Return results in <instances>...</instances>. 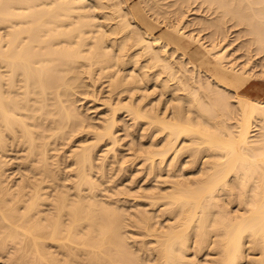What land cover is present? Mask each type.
Instances as JSON below:
<instances>
[{"label": "bare ground", "instance_id": "6f19581e", "mask_svg": "<svg viewBox=\"0 0 264 264\" xmlns=\"http://www.w3.org/2000/svg\"><path fill=\"white\" fill-rule=\"evenodd\" d=\"M163 1L0 0V264H264V97L246 91L264 79V0H176L169 22ZM190 1L216 14L195 23L209 44L183 31ZM140 9L204 53L156 35ZM228 21L260 63H239L223 44ZM100 81L104 102L88 94ZM85 93L106 106L98 124L79 103ZM122 93L129 100L115 101ZM124 111L127 136L148 132L141 161L156 181L134 192L109 185L110 162L131 160L117 155ZM79 134L90 140L68 150L65 182L56 146ZM12 147L24 151L19 181Z\"/></svg>", "mask_w": 264, "mask_h": 264}, {"label": "rangeland", "instance_id": "374dc122", "mask_svg": "<svg viewBox=\"0 0 264 264\" xmlns=\"http://www.w3.org/2000/svg\"><path fill=\"white\" fill-rule=\"evenodd\" d=\"M137 1H139V0H131V5H133L134 3H136ZM162 1V0H161ZM169 1V2H168ZM176 0H164L163 1V3H167V4H165V6H166V8L167 9H169V10H167V11H169L167 14H166V16H163V17H161V19H163L164 18V20H167V22H169V21H171V18H172V20L173 21H176V14L175 13H173V10L178 6L177 4H174V2H175ZM193 1H190V2H186L187 3V7H188V10L190 9L191 10V12L192 13H190L189 11V16H188V18H187V20H186V23L184 24V28H183V31H187V34L188 33H190L192 30H193V32H191V33H194V34H197V35H199V30H200V35L201 36H203L204 37V41H206L207 43L206 44H209V43H211V40H210V37H209V32L208 31H210L209 29H207L206 31L205 30H201L200 29V25L198 26V24H195L196 22H198V20L200 19V18H203V19H207V17H209V19H211V18H213V16L215 17V15L216 14H214V13H212V11H209V9L206 7V6H204V9H205V13H204V11H203V8H201V7H199L200 5L197 3V2H194V6L197 8H194V6H193V3H192ZM186 3H184L183 4V9L184 10H186L187 9V7L185 8V4ZM190 3V4H189ZM169 4H173V6L171 5L170 7H167ZM192 4V5H191ZM191 6L193 7L192 9H191ZM199 7V9L201 10V14H200V12H198L199 11V9H198V7ZM203 7V6H202ZM171 8H172V10H171ZM195 9L197 10V12H195ZM141 10V13H142V17H143V20L140 18V15H139V18H140V20L142 21V23L144 24V23H148V15H146L145 13H144V11L142 10V9H140ZM172 11V14H171V11ZM194 11V12H193ZM208 11V12H207ZM212 13V16H211V14L210 13ZM194 13H196V14H194ZM199 14L201 15V16H199ZM170 15V16H169ZM172 15H174V17L172 16ZM193 15V16H192ZM207 17H206V16ZM146 16H147V18H146ZM199 16V17H198ZM165 17H167V18H165ZM174 18V19H173ZM190 18V19H189ZM197 18H198V20H197ZM146 19H147V21H146ZM189 20V21H188ZM193 20V22H191ZM134 21V20H133ZM229 22L230 23H232L231 21H228L227 22V25H228V27L230 26V24H229ZM188 24H189V26H188ZM145 25V24H144ZM191 25V26H190ZM193 25H194V27H193ZM156 26H158L155 30H154V33L156 34V35H158V34H160L161 32H163V31H165V30H168L169 28L167 27V25L166 24H162V23H159V22H156ZM191 27V28H190ZM193 27V28H192ZM199 27V28H198ZM232 27V26H231ZM231 27H229L228 29H229V35H228V37L231 35V33H230V31L232 30H230V28ZM240 26H238V28H239ZM195 28V29H194ZM236 28H237V26H236ZM235 27H234V30H232L231 32H232V36H230V38H228L227 37V39H228V41L227 42H225V41H223V44L224 45H226V43H227V46L228 47H230V46H232L231 48H229V51H230V49H232L230 52L231 53H233L234 54V56L238 59V61H239V63H244L243 61H247V60H250L251 61V63H252V61H253V59L255 58V61H253V63H255L256 62V58H257V63H260L261 61V58H262V53L264 54V52H262V53H258L256 50H255V48H254V46H250V47H246L245 46V41H243V40H245L246 38H247V36L244 34V32H242L241 33V28H240V30L238 29V31H237V29H236ZM194 30H195V32H194ZM236 31V32H235ZM206 32H207V34H208V36H206L207 34H206ZM235 32V33H234ZM241 33V34H240ZM179 33L177 32V34H175V33H173L172 31H168L167 32V36L170 38V36H176L177 37V39L178 40H180V38L179 37H182V36H180V35H178ZM245 36V38H244V36ZM179 36V37H178ZM236 36V37H235ZM239 36H242V38L241 37H239ZM205 37H206V40H205ZM232 37L234 38L233 40L234 41H231L232 40ZM209 38V39H208ZM237 38H239V40L237 39ZM184 39V38H183ZM226 39V40H227ZM209 40H210V42H209ZM232 42V44H231V42ZM225 42V43H224ZM230 44H229V43ZM244 42V43H243ZM237 43H239V45L237 44ZM241 43V44H240ZM241 45L243 46V47H241ZM234 47H236V48H238L237 50L239 51V52H237V50H236V48H234ZM191 50H193L194 48H198V50H199V52L197 53V56L195 57V59H197L201 54H203L204 53V49H202V45H201V47H200V44L198 43V42H196V43H194V45L192 44L191 45ZM251 48V49H250ZM253 48V49H252ZM235 50H236V52H237V54L239 55L238 57H237V54H235ZM241 50H242V52H241ZM252 51V53H250ZM241 52V53H240ZM257 52V53H256ZM190 53V52H189ZM191 55H195V52H194V50L190 53ZM248 54H249V56H248ZM253 54H255V55H253ZM245 55V56H244ZM260 55V56H259ZM252 56V58H249V57H251ZM256 56V57H255ZM258 56V57H257ZM246 60H245V59ZM263 58H264V56H263ZM262 58V61L264 60ZM243 59V60H242ZM242 61V62H241ZM264 62V61H263ZM260 67L258 66V69H259ZM104 81H100V83L98 84H96V88L94 87V88H92L93 86H91V87H89V88H91L92 89V91H90L89 90V92H88V94H91L92 95V92H94L93 90H95L96 92H97V96H99V99H101V100H99V101H105V99H108V97H109V95H110V88H109V84H108V82L107 81H105V83H103ZM151 82V84L149 85L148 84V87L150 86V88H147V90H145V92H147V93H151V94H153L152 95V97H150L151 96V94L149 95V99H154V97H156V95H159V89L158 88H155L154 86H153V84L152 83H154V81H150ZM261 82H263L264 83V79H260V80H253V81H251L249 84H248V86L250 85V84H252V83H254V84H260ZM107 84H108V86H107ZM152 85V86H151ZM248 86H247V88H246V91H247V93L248 94H250V95H252V96H255V95H253V94H251V93H249L248 92ZM98 87V88H97ZM101 87H103V89H101ZM88 88V89H89ZM152 88H155L154 90L152 89ZM87 89V90H88ZM98 89V90H97ZM106 89V90H105ZM151 89V90H150ZM105 90V91H104ZM150 90V91H149ZM100 93V94H99ZM155 93V94H154ZM142 94V92H139V95H137L138 97L140 96ZM86 95V93L85 94H83V95H80L79 96V98H81V100H80V102L79 103H82L81 104V107L83 106V108L84 109H87V110H85L84 112H87V116H89V118H88V121H92V123H95V124H98V122H100V120L102 119V117H104L107 113L106 112H108L107 111V109H106V106L103 104V102H99L98 100L96 101V100H94L92 97L93 96H89V95H87V97L85 96ZM122 95V96H121ZM127 95V94H126ZM124 93H122V94H120V95H117V94H115L114 95V99H115V101H118L120 98H122L124 101H128L129 100V97L128 96H126ZM82 96V97H81ZM84 96V97H83ZM124 97V98H123ZM158 98L160 97V95L159 96H157ZM157 97L155 98V99H157ZM165 97H167V96H165ZM255 97H258V98H262V97H259V96H255ZM85 98V99H84ZM90 98H92V99H90ZM127 98V99H126ZM83 99V100H82ZM87 99H89V100H87ZM140 98H138V100H139ZM149 99H147V100H149ZM262 99H264V98H262ZM85 100V101H84ZM147 100H146V102H147ZM94 101H96L95 103H94ZM93 102V103H92ZM89 103V104H88ZM91 104H92V106H91ZM100 104V105H99ZM99 105V106H98ZM98 106V107H97ZM99 107H102V108H99ZM97 108V109H96ZM84 109H82V110H84ZM94 109H95V112H94ZM98 113V114H97ZM126 113V114H125ZM89 114V115H88ZM120 115V118L122 119L121 120V125L123 126H120V128H119V130L120 129H122V130H120V131H118V134L120 135V137H121V141H120V144L121 143H123V146H122V144L121 145H119L120 147H118V149L119 150H117L118 151V153H117V155L118 154H120L119 155V158L121 157V161L122 160H127L128 158H131V160L129 161V159H128V161H125L126 163H127V166H126V164H125V162H121V164L120 165H125V169L123 170V169H121L120 170V168H119V164H117V163H113V162H110V164H109V166H108V168H109V170H108V172L110 173H108V176H110V178H111V183L109 182V185L111 186H117V187H119V188H132L131 189V191L132 192H134V191H138V190H141V188L143 189L144 187L145 188H148V186L147 185H149V187L151 188V187H153L154 186V184H156V181H155V177H154V175L152 174V173H150L149 172V168L147 169L148 170V172H147V170H146V166L144 165V164H142V161L141 160H143V158H142V156H141V154L143 153L142 151L143 150H148V149H150L149 147H150V138L148 139V132H146V131H143V129L142 128H140V125H139V130H138V128L136 127V129H135V127H134V129L132 130V128H131V130L132 131H134V132H136V133H134L133 135L134 136H136V137H133L132 135L130 136H127L128 135V133H127V130L124 128V125L125 124H127V122H128V124H129V122H131L132 120H130L129 118H130V116L128 115V113L127 112H122L121 114H119ZM124 115V116H123ZM128 115V116H127ZM100 116V117H99ZM91 117V118H90ZM95 117V118H94ZM98 117V118H97ZM125 117V118H124ZM99 119V120H98ZM93 120H94V122H93ZM96 120H98V121H96ZM128 120V121H127ZM125 121H127L126 123H125ZM89 122V123H90ZM141 130V131H140ZM124 131H126V132H124ZM138 132V133H137ZM144 132V133H143ZM145 134V135H144ZM83 136H84V138H83ZM83 136H81V134H79V136H77L76 137V139L75 140H72V142L69 144V143H67L66 145L65 144H62L61 142H59V143H61V145L58 143V145L56 146L57 148H59V149H57V150H59V151H57V154H59V153H63L64 152V154H62L61 156H60V161H61V169H62V174H61V178L65 181V182H68V180H66V175L68 174V170H69V173H71V170H72V164L70 165V163H71V158H70V153H71V150H72V148H75L76 146H78V144H80L81 142H83V141H86V139L88 140L89 138L88 137H90L89 136V134L88 135H86V134H83ZM123 136H124V138H123ZM142 137V138H141ZM143 137H144V139H143ZM127 138V139H126ZM139 138V139H138ZM148 139V140H146V139ZM78 139V140H77ZM77 140V141H76ZM90 140V139H89ZM123 140V141H122ZM124 140H125V143H124ZM76 141V142H75ZM147 141V142H146ZM131 143L133 144V146H134V148H133V146L131 145ZM71 144H73L72 146H71ZM125 144V145H124ZM74 145H75V147H74ZM137 145V146H136ZM67 146V147H66ZM131 146V147H130ZM147 146H148V149H147ZM60 147L62 148L63 147V149H60ZM101 147V146H100ZM107 146L105 145V147L104 146H102V148L101 149H99V151H98V154H97V156L98 157H100V154H103V150L106 148ZM125 147V148H124ZM137 147H138V149H137ZM66 148H67V150H66ZM20 149V148H19ZM71 149V150H70ZM136 149H137V151H136ZM14 148L12 147V149L11 150H9L8 151V153H6V155L7 156H5L6 157V159L8 160L9 158H10V160H9V162L11 163V168L9 169L10 170V173H12V171H14L12 174H11V178L12 179H16L17 178V180L19 181L20 180V178H21V173H22V171H23V169H24V166H22L21 167V165L19 164V162L20 161H22V159H20V157L22 156V154H24V151L23 150H18V148H16L14 151ZM62 150V151H61ZM70 151V153H68L69 151ZM135 152H134V151ZM12 151V152H11ZM20 151V152H19ZM66 151V152H65ZM103 151V152H102ZM15 154H14V153ZM137 152V153H136ZM56 153V152H55ZM67 153V154H66ZM129 153V154H128ZM124 154V155H123ZM139 155L138 156V158L140 159H137V156L136 155ZM60 155V154H59ZM19 158H18V157ZM62 156H64L63 157V159H61L62 158ZM13 157H14V159H13ZM16 157V158H15ZM55 157H58V156H54L53 158H55ZM65 157H66V160H64L65 159ZM125 157V158H124ZM135 158V161H136V159H137V161L138 162H133L132 164L133 165H131V164H129V162H132L133 160H132V158ZM15 160V161H14ZM66 161V162H65ZM68 162H69V164H68ZM117 164V166L115 167V165ZM136 164V166H134ZM65 165V166H64ZM112 165H114V167H112ZM128 165H129V167H128ZM144 167H143V166ZM14 168H13V167ZM17 166V168L15 169V167ZM138 166H139V170H138ZM142 167V169H140L141 167ZM63 167H64V169H63ZM13 168V169H12ZM19 168L21 169V171L19 170ZM112 170H111V169ZM113 168H115V169H113ZM126 168H127V171H126ZM145 168V169H144ZM19 170V171H18ZM64 170H65V172H64ZM117 170V171H116ZM137 170H138V172H137ZM111 171V172H110ZM135 171V172H134ZM123 172H125V173H123ZM140 172H142V173H140ZM132 173V174H131ZM136 173H138V175H136ZM140 173V174H139ZM19 174V175H18ZM148 174L149 175H151L153 178H151L150 176H148ZM17 175V176H16ZM119 175H121V176H119ZM127 175L129 176V177H127ZM15 176V177H14ZM136 176V177H135ZM142 176H143V178H142ZM115 177V178H114ZM149 177L151 178L150 180H149ZM117 178V179H116ZM124 178V179H123ZM139 178V179H138ZM146 179V181H145V179ZM113 179L114 180H116V182L114 181L113 182ZM130 179V180H129ZM153 179H154V181H153ZM160 179H162V178H160ZM17 180H14V181H17ZM127 180H128V182H127ZM134 180H135V182H134ZM126 181V182H125ZM119 182V183H118ZM143 183H144V186H143ZM124 184V185H123ZM130 186H129V185ZM137 184V185H136ZM143 187H142V186ZM161 185H163V184H161ZM165 185V184H164ZM137 187V188H136ZM106 188V187H105ZM106 191V190H105ZM131 197V198H130ZM134 198L132 197V196H129L128 197V200H130L129 202H127V205H126V202H123L122 204L124 205V207L125 208H127L128 207V205H131V206H129L127 209L128 210H133L134 209V207H133V203L135 204V202H137V201H135V200H133ZM129 203V204H128ZM127 206V207H126ZM130 235H131V233H129ZM137 234H135L133 237H136V238H138L137 236H136ZM140 238V237H139ZM203 257L204 256H202L201 258L203 259ZM2 261V259H0V263H2L1 262Z\"/></svg>", "mask_w": 264, "mask_h": 264}, {"label": "crops", "instance_id": "0c3cea01", "mask_svg": "<svg viewBox=\"0 0 264 264\" xmlns=\"http://www.w3.org/2000/svg\"><path fill=\"white\" fill-rule=\"evenodd\" d=\"M146 18H147V16H146ZM149 21H148V23H144L145 25H151V30H152V32H154V30L158 27V26H156V23H154L152 20H150V18L148 17L147 18ZM147 19H146V21H147ZM143 20V19H142ZM169 30H165V31H163V32H161L160 34H158V35H161L162 37H164L166 40H169V41H171L172 43H174V44H177V45H179V46H181V47H183L187 52L189 51V52H192L191 51V48H190V46H188L185 42H184V39H183V37H179L180 38V40H178L177 42H175V41H173V40H171L168 36H167V32H168ZM248 92L249 93H251V94H253V95H255V96H259V97H264V83L263 82H261L260 84H254V83H252V84H250L249 86H248Z\"/></svg>", "mask_w": 264, "mask_h": 264}]
</instances>
